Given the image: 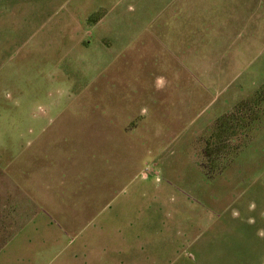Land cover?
<instances>
[{
    "label": "rangeland",
    "instance_id": "rangeland-1",
    "mask_svg": "<svg viewBox=\"0 0 264 264\" xmlns=\"http://www.w3.org/2000/svg\"><path fill=\"white\" fill-rule=\"evenodd\" d=\"M50 102L123 231L49 264H264V0H0L1 145ZM1 200L0 264H46Z\"/></svg>",
    "mask_w": 264,
    "mask_h": 264
},
{
    "label": "crops",
    "instance_id": "crops-1",
    "mask_svg": "<svg viewBox=\"0 0 264 264\" xmlns=\"http://www.w3.org/2000/svg\"><path fill=\"white\" fill-rule=\"evenodd\" d=\"M62 106L50 102L51 110L44 115H30L34 129L29 131L28 121V131L22 137L27 140L24 147L0 143V178L11 182L24 197L20 201L6 195L1 204L5 211L18 213L17 218L23 219L16 231L47 233V240L39 245L46 264L53 259L65 261L68 253L92 251L95 237H103V242L107 238L109 246L110 231H123L121 215L105 214L110 205L109 182L95 181L92 169L88 172L84 168V152L63 147L62 134L55 132L59 116L69 105ZM111 219L117 220L118 228H111Z\"/></svg>",
    "mask_w": 264,
    "mask_h": 264
}]
</instances>
